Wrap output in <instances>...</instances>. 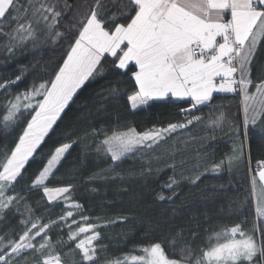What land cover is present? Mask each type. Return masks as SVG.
Here are the masks:
<instances>
[{
	"label": "snow or ice",
	"instance_id": "1",
	"mask_svg": "<svg viewBox=\"0 0 264 264\" xmlns=\"http://www.w3.org/2000/svg\"><path fill=\"white\" fill-rule=\"evenodd\" d=\"M64 41L68 44L61 49L62 63L53 62L56 66L49 79L11 94L27 71L21 67V75L0 83V90L8 94L0 104V129L7 134L26 121L15 146L0 152V220L15 211L23 228L15 236V229L0 235V264H62L56 249L69 242H75L70 252L78 251L81 256L73 264H264V160L257 162L251 177L256 217L252 226L225 228L210 238L206 248L199 249L180 229L169 240L171 256L161 242L139 248L142 255H106L108 246L101 243L100 229L116 221L105 225L91 222L83 214V205L72 196V184L49 187L46 183L55 175L70 143L56 147L27 186L29 190L42 189L49 205L64 204L57 219L43 223V218L35 217L27 198L15 190L25 179V166L35 158L77 90L103 75L109 62L113 71L124 75L134 68L130 75L134 84L128 92L113 88L98 96L102 105L109 97L125 95L133 113L156 103L188 106L173 110L180 120L170 118L172 122L153 124L142 131L120 125L110 133L104 127L93 129V137L103 134L95 151L112 161L113 167L106 171L120 178L115 166L129 157L141 161V176L152 172L153 161L157 173L163 171L158 167L163 164L173 173L163 185L172 195H159L161 201H173L177 195L174 189L185 181L195 185L205 173L219 174L225 167L231 172L244 159L243 142L234 144L230 155L203 172L199 162L193 165L196 172L187 176V161L178 155L183 156L196 139L184 136L190 126L213 133L200 139L201 147H211L209 142L216 139L217 131L239 137L240 130L226 110L213 104L215 94L240 97L245 142L249 125L255 126L264 117V64H258L264 54V0H0V54L5 62L15 59L17 53L59 46ZM205 107L212 109L207 117L193 114ZM169 141L174 142L168 156L157 154ZM205 156L207 151H196L198 161ZM94 179L106 182L105 171ZM54 228L66 230L67 240L61 237L53 242L49 233ZM191 235L195 237L196 231L191 230Z\"/></svg>",
	"mask_w": 264,
	"mask_h": 264
},
{
	"label": "trees",
	"instance_id": "2",
	"mask_svg": "<svg viewBox=\"0 0 264 264\" xmlns=\"http://www.w3.org/2000/svg\"><path fill=\"white\" fill-rule=\"evenodd\" d=\"M67 44L68 41H64L59 46H50L43 50L30 49L17 53L15 59L8 62H5L3 54H0V83L5 78L14 79L16 75H21L19 71L21 67H26L27 71L22 74L23 78L17 86L10 90L11 94L28 88L33 82L39 83L49 79L51 69L56 66L53 62L62 63L61 49ZM258 64H264V54L259 58ZM134 70L131 68L128 74L124 75L120 70L113 71L110 62L106 63L103 75L86 81L85 85L77 90L61 118L53 126V130H50L34 154L35 158H30L25 166V179L16 185L15 190L27 198L35 217L43 218V223H48L49 219H57L64 210V204L49 205L42 195V189L29 190L27 186L43 168L55 148L70 143L72 146L62 158L55 175L46 183L49 187L72 184L74 186L72 196L83 205V214L90 217L91 222L105 225L107 221H116L100 229L103 236L101 243L108 246L106 255L109 258L139 254L141 253L139 248L155 242H161L171 256L168 243L180 229L185 230V239L191 241L193 247L197 249L206 248L210 238L225 228L241 224L243 228L249 229L256 219L255 204L251 195V177L255 175L257 162L264 160V123L261 122L264 117L258 120L255 126L249 125L245 142L244 116L239 96L215 94L213 101L215 106H221L226 110L231 122L239 128L238 138L217 131L214 133L216 139L209 142L211 147L207 145L201 147L200 139L206 134L213 133H208L201 126H190L184 136L190 135L196 139L189 144V149L183 156L178 155V159L187 161L184 172L187 176L196 172L193 165L199 162V171L203 172L205 167L219 163L230 155L234 144L240 145L243 142L244 159L231 172L225 167L219 174L205 173L195 185L185 181L178 189H174L177 195L173 201H161L158 199L159 195L163 194L166 197L172 195L171 191L163 189V185L173 173L163 164L158 166L163 168V171L157 173V166L153 161L152 172L141 176L139 174L141 161L136 157H129L115 166V172L120 173V178L106 171L113 167L112 161L95 151L96 141L103 139V134L93 137L91 135L93 129L104 127L110 133L114 127L120 125L135 126L137 130L142 131L153 124L172 122L170 118L180 120L181 117H174L173 110L188 106L186 103L179 105L156 103L151 108L133 113L125 95L118 98L109 97L107 104L102 105L97 99L98 96H104L113 88L121 93L133 88L134 81L130 79V75ZM7 95L0 90V104L5 101ZM211 111V108L205 107L193 114L207 117ZM2 115L3 111L0 109V116ZM25 124L26 121L7 134L0 129V152L15 146V141L18 140ZM85 134H88L86 139ZM173 142L169 141L157 149L156 153L166 158ZM197 150L207 151L208 156L198 161ZM101 171H105L106 182L94 179ZM117 217L127 219L118 220ZM20 220L21 216L15 211L9 213L0 220V235L9 229H15L14 236L21 233L23 228ZM191 230L196 231L195 237L191 235ZM49 235L53 242L61 237L67 240V232L61 228H54ZM212 242H215L214 239ZM74 247L75 242L57 247L56 252L64 256L63 264H73L74 261L81 260L78 251L75 254L70 252Z\"/></svg>",
	"mask_w": 264,
	"mask_h": 264
},
{
	"label": "rangeland",
	"instance_id": "3",
	"mask_svg": "<svg viewBox=\"0 0 264 264\" xmlns=\"http://www.w3.org/2000/svg\"><path fill=\"white\" fill-rule=\"evenodd\" d=\"M259 185H257V190L259 191ZM11 195V194H10ZM55 254V253H54ZM28 255L29 256H31V253H28ZM131 255H142V252L141 253H139V254H130V255H128V256H131ZM62 256V255H61ZM63 262H64V256H62V264H63Z\"/></svg>",
	"mask_w": 264,
	"mask_h": 264
},
{
	"label": "built area",
	"instance_id": "4",
	"mask_svg": "<svg viewBox=\"0 0 264 264\" xmlns=\"http://www.w3.org/2000/svg\"><path fill=\"white\" fill-rule=\"evenodd\" d=\"M257 165V164H256ZM256 165H255V168H256Z\"/></svg>",
	"mask_w": 264,
	"mask_h": 264
}]
</instances>
